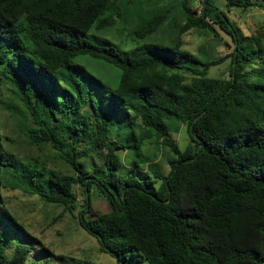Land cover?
<instances>
[{"label":"trees","instance_id":"obj_1","mask_svg":"<svg viewBox=\"0 0 264 264\" xmlns=\"http://www.w3.org/2000/svg\"><path fill=\"white\" fill-rule=\"evenodd\" d=\"M188 1L165 9L146 0H0V108L28 145L72 172L50 169L48 154L32 159L36 175L51 185L33 191L70 213L84 194L80 226L118 264L133 256L147 264H264V72L251 80L252 61L216 5L202 0L194 10ZM225 1L264 8V0ZM171 10L181 21L177 38L150 41ZM119 21L131 25V48L93 38ZM217 28L233 42L224 57L208 60L205 49L197 56L183 47V34L209 37ZM250 39L256 57L264 55L263 38ZM80 56L118 69L117 85L105 87ZM227 59L228 78L207 77ZM180 126L189 139L182 151L171 137ZM2 136L0 143L8 140ZM146 142L171 152L168 174L144 152ZM121 150L130 171L145 167L154 178L142 184L119 174ZM15 159L4 152L0 167ZM94 194L106 198L109 212L89 215ZM26 236L9 258L0 246V264H25L33 245Z\"/></svg>","mask_w":264,"mask_h":264},{"label":"rangeland","instance_id":"obj_2","mask_svg":"<svg viewBox=\"0 0 264 264\" xmlns=\"http://www.w3.org/2000/svg\"><path fill=\"white\" fill-rule=\"evenodd\" d=\"M147 4H158L164 8L177 5L180 0H146ZM212 5H216L218 11L222 12L230 24L234 27L239 38L244 56L252 61L257 77L251 78L258 81L264 72V55L258 53V45L251 40L252 35L263 38L264 44V8L254 5L251 8H229L225 0H210ZM188 4L194 10L199 9L202 0H189ZM165 8V9H166ZM160 10V8H159ZM181 21L177 17L175 10H171L168 20L162 29L151 36L150 41L169 44L177 38L175 27ZM131 25L116 22L114 27L92 36L98 41L113 43L120 49H129L134 46L133 37L130 35ZM183 47L191 54L200 55L202 49L208 60H216L231 52L233 42L231 36L219 28L216 32L207 37L196 31H189L182 35ZM228 45H231L227 47ZM255 51V52H254ZM76 60L81 61L86 72L94 75L102 81L105 87H115L119 80L120 71L108 64L96 61L87 56H80ZM84 61V62H83ZM249 68V67H248ZM230 71V59L220 64L210 67L207 77L228 78ZM88 73V74H89ZM7 97V94H4ZM16 121L7 115L0 108V130L2 137H8L6 141L1 139L0 155L4 152L13 154L16 159L14 164L6 163L0 167V246L6 258H9L20 242L28 243V236H32V248L25 264H73L76 260L88 261L92 264H118L114 256L99 250L97 242L91 238L80 226L78 213L82 210L84 194L78 193V209L74 213L64 211L61 204H54L45 201L33 189L48 190L51 185L45 178L36 175L32 166V159L42 160L48 154L47 165L50 169L63 174L72 172L65 164L53 160L52 153L40 151L34 146L28 145L19 128L15 126ZM0 136V137H1ZM172 141L177 148L182 151L189 143L185 126H180L177 133L171 134ZM49 147V146H47ZM50 148V147H49ZM144 152L152 157L163 174H168L170 167L168 158L171 152L165 147H156L152 143H145ZM122 166L118 173L124 176L135 175L142 184V180L154 176L145 167L130 171L129 155L122 150L118 152ZM97 164V163H96ZM98 165V164H97ZM88 173L91 171L87 170ZM160 182L155 180L152 187L157 188ZM91 216L109 212V203L106 198L91 195ZM6 210L13 218V222L8 221L2 214ZM130 264H147L139 257L133 256Z\"/></svg>","mask_w":264,"mask_h":264}]
</instances>
